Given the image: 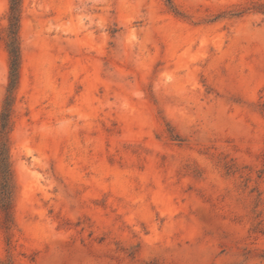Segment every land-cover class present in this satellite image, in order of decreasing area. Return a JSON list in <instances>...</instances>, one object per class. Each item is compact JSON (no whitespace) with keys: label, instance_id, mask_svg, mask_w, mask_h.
I'll list each match as a JSON object with an SVG mask.
<instances>
[{"label":"rangeland","instance_id":"374dc122","mask_svg":"<svg viewBox=\"0 0 264 264\" xmlns=\"http://www.w3.org/2000/svg\"><path fill=\"white\" fill-rule=\"evenodd\" d=\"M19 42L0 264H264V0H21Z\"/></svg>","mask_w":264,"mask_h":264},{"label":"trees","instance_id":"16d2710c","mask_svg":"<svg viewBox=\"0 0 264 264\" xmlns=\"http://www.w3.org/2000/svg\"><path fill=\"white\" fill-rule=\"evenodd\" d=\"M8 12V82L6 97L0 112V187L3 200V210L6 219L10 220V195L12 174L8 159L7 135L10 130V111L20 78L21 52L19 42V23L21 16V0H9Z\"/></svg>","mask_w":264,"mask_h":264}]
</instances>
